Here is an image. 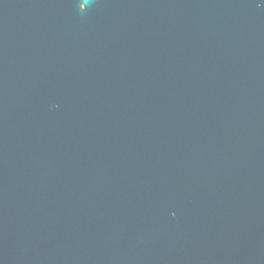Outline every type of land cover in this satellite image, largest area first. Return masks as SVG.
Returning <instances> with one entry per match:
<instances>
[{
	"label": "water",
	"instance_id": "95a60500",
	"mask_svg": "<svg viewBox=\"0 0 264 264\" xmlns=\"http://www.w3.org/2000/svg\"><path fill=\"white\" fill-rule=\"evenodd\" d=\"M0 264H264V0H0Z\"/></svg>",
	"mask_w": 264,
	"mask_h": 264
}]
</instances>
